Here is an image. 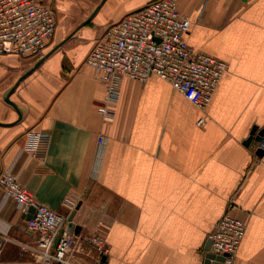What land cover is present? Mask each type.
<instances>
[{
    "label": "crops",
    "instance_id": "0c3cea01",
    "mask_svg": "<svg viewBox=\"0 0 264 264\" xmlns=\"http://www.w3.org/2000/svg\"><path fill=\"white\" fill-rule=\"evenodd\" d=\"M152 1L52 0L44 53L0 55V172L12 164L37 202L75 211L76 232L104 237L106 264H206L228 209L246 223L232 264H264V152L247 142L264 128V0H178L187 43L228 63L205 110L152 75L124 78L104 120L105 85L87 55L109 23ZM32 132L50 136L35 154ZM28 219L0 183V264H41L23 246L36 244ZM101 260L90 247L70 264Z\"/></svg>",
    "mask_w": 264,
    "mask_h": 264
},
{
    "label": "built area",
    "instance_id": "2783aa9c",
    "mask_svg": "<svg viewBox=\"0 0 264 264\" xmlns=\"http://www.w3.org/2000/svg\"><path fill=\"white\" fill-rule=\"evenodd\" d=\"M51 1L0 0V55L44 53L57 29ZM190 26L191 20L180 11L178 0H154L105 27L85 60L105 85L104 98L98 106L104 120L114 117L113 106L124 78L145 81L157 75L195 106L206 109L228 70V63L191 47L186 41ZM204 121L202 116L198 123ZM99 142L103 143L104 138L100 137ZM49 143L48 134L32 132L27 149L35 154ZM253 149L255 153L264 151V136L253 143ZM0 183L5 195L14 198L21 212L29 214L34 207L27 229L35 236L36 244L23 246L39 256L41 264H70L75 252H88L90 247H94L99 258L105 254L106 242L100 233L82 235L70 231L69 215L37 202L32 192L20 183L12 164L0 172ZM245 233L246 223L230 209L226 210L208 235L211 244L205 252L207 257L222 256L221 264H232Z\"/></svg>",
    "mask_w": 264,
    "mask_h": 264
},
{
    "label": "water",
    "instance_id": "95a60500",
    "mask_svg": "<svg viewBox=\"0 0 264 264\" xmlns=\"http://www.w3.org/2000/svg\"><path fill=\"white\" fill-rule=\"evenodd\" d=\"M96 14V11H94L93 12V14L82 24V25H85V24H87L93 17H94V15ZM73 35V34H72ZM58 47V46H57ZM56 47V48H57ZM55 48V49H56ZM54 49V50H55ZM54 50H52V51H50L49 53H47L39 62H38V64H40L42 61H43V59L46 57V56H48V55H50ZM37 64V65H38ZM256 126L255 127H253L252 128V132H251V135H250V137L248 138V140H247V142H252L253 140H255V141H260L261 139H262V137L264 136V128L262 129V130H260V131H256ZM256 132H257V134H256ZM258 152L259 153H263L264 151L263 150H258ZM33 211H34V207H31V209H30V213L28 214V218H31L32 217V213H33ZM75 211H73L72 212V214L69 216V219H70V222H69V224H68V229L70 230V231H74V229H75V224H74V222H73V218H74V215H75ZM209 241V243H208V248L210 247V240H208ZM214 256H212V255H208V258L206 259V264H210V258H213ZM106 259H107V256L106 255H103L102 256V260H101V263L100 264H106ZM224 258L222 257V256H220V257H217V262L215 263V264H221L220 262L223 260ZM52 264H58L57 262H53Z\"/></svg>",
    "mask_w": 264,
    "mask_h": 264
},
{
    "label": "rangeland",
    "instance_id": "374dc122",
    "mask_svg": "<svg viewBox=\"0 0 264 264\" xmlns=\"http://www.w3.org/2000/svg\"><path fill=\"white\" fill-rule=\"evenodd\" d=\"M50 45V44H49ZM254 142H256V141H254Z\"/></svg>",
    "mask_w": 264,
    "mask_h": 264
},
{
    "label": "bare ground",
    "instance_id": "6f19581e",
    "mask_svg": "<svg viewBox=\"0 0 264 264\" xmlns=\"http://www.w3.org/2000/svg\"><path fill=\"white\" fill-rule=\"evenodd\" d=\"M210 244H211V242H210Z\"/></svg>",
    "mask_w": 264,
    "mask_h": 264
}]
</instances>
